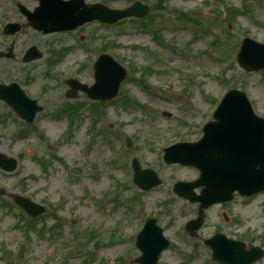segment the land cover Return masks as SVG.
Instances as JSON below:
<instances>
[{"label": "rangeland", "instance_id": "rangeland-1", "mask_svg": "<svg viewBox=\"0 0 264 264\" xmlns=\"http://www.w3.org/2000/svg\"><path fill=\"white\" fill-rule=\"evenodd\" d=\"M139 1L147 5L157 3V0ZM18 2L24 6L37 4V0ZM166 2V9L156 8L152 11L150 8L149 13L155 19V27L161 28L164 36L166 46H159L147 31L137 30L129 23L108 29L93 22L70 33L49 36L35 35L28 30L15 38H8L2 35L1 30L6 22H14L11 19L18 20V17L9 8L14 7L10 0H0V51H5L11 45V40H14V53L17 57L16 63L0 60V83L15 79L9 74L16 75L18 71L22 72L18 78L23 81L26 71H31L36 79L32 80V87L28 88L29 94L34 98L41 97L47 103L46 111L36 124V129L43 134L41 138L34 128L30 130L34 132L27 138L14 143L11 134L17 128L11 123L7 127L0 126L3 138L1 150L8 157L16 158L19 165L14 174L0 173V188L7 192L0 201L9 202L5 197L23 192L36 202L60 209L59 215L63 219L60 241L54 243L47 228L42 239L34 233L29 239L25 238L22 232L11 229L16 222L13 217L0 211V264H14V259L18 257L16 253L20 254L24 247L23 264H62L64 254L72 253L70 249H76L78 257L70 258L63 264H122L115 258L123 251V247L91 255L90 248L94 241L89 243L87 234L91 227L96 226L99 238L104 232L116 228L129 235L131 227L128 224L132 223L129 219L133 221L135 213L139 211L143 216L151 211V215L158 218L164 227L166 237L171 240L172 249L163 253L160 264H207L206 251L192 247L193 243H199L194 239L189 240L183 230L184 224L195 216L196 206L176 199L170 192L175 182L194 180L198 172L179 165H165L161 151L176 142L198 141L202 126L211 120L213 109L230 89L244 91L252 110L264 119V71L247 74L235 64V54L243 38L264 43V0H222L224 4H218L216 0ZM92 3H106L112 9H124L129 5L127 0H86V4ZM212 7L222 11L226 7L246 9V14L235 19L229 29L228 22L224 21L225 16L220 19L209 14L208 10ZM178 11L186 12L206 24L208 35L202 34L204 36L194 41L195 28L174 20ZM80 37L84 39L82 42ZM31 45L37 46L44 56L38 62L24 65L19 60ZM103 45L107 46V53L126 71L128 65L153 70L145 79L148 87L153 89L152 95L141 91L128 74L129 77L119 88L117 98L102 110L104 117L96 126L103 129L105 125L116 132H123L125 139L134 138L132 147L127 150L129 157L141 162L142 169L156 170L163 181L160 188L136 207L134 214L125 205L134 196V191L120 187L129 175L131 177V173L113 160L112 131L104 129L110 132L112 145L104 134L98 139L93 137L92 114L86 95L78 93V98L74 100L84 107L81 118L75 121L72 128L69 118H51L65 103L74 102L67 101L64 96L69 90L64 84L65 80L74 78L83 85L94 84L92 66L100 54L98 49ZM63 47L69 48V53L49 69L46 61L52 56L50 51ZM46 69H49L53 78L45 76ZM45 87L47 91L43 92L42 88ZM125 98L142 104L146 109L140 110L134 104L127 109L123 108L120 103ZM96 106L101 108V105ZM164 111L172 114V118H163L160 113ZM119 149L120 160L126 163L128 155L125 144H120ZM27 152L34 155L31 157ZM35 159L48 163L47 170L42 172ZM71 168H78L82 174L74 177L70 174ZM119 187L121 190L117 191ZM113 199L119 202V207ZM228 211L232 216L234 214V229L221 222L216 207L208 212L206 225L199 235L207 237L214 230L220 229L228 233L235 231L243 236L249 225L255 233L251 236L254 238L252 244L264 249L263 197H257L246 206L236 202ZM48 216L39 226L45 228L54 224V219ZM73 219L77 223L76 231L69 235L68 227H71ZM77 244L79 246L73 248ZM6 250L11 256L4 259L3 252ZM183 255L193 260L186 263ZM130 259L128 255L124 261L129 263ZM258 264H264V258Z\"/></svg>", "mask_w": 264, "mask_h": 264}, {"label": "water", "instance_id": "water-1", "mask_svg": "<svg viewBox=\"0 0 264 264\" xmlns=\"http://www.w3.org/2000/svg\"><path fill=\"white\" fill-rule=\"evenodd\" d=\"M41 1L43 4L58 3L51 0L47 3L45 0ZM78 6V3L70 6L55 5L48 12V21L39 22L40 27L48 33L50 30L60 31L75 27L93 19L115 22L127 16H137L144 9L140 3L126 11L115 12L106 11L104 7L101 11L93 6L74 20L70 15L76 11L74 7ZM242 43L237 57L238 65L247 72L262 70L264 45L247 39ZM100 61H104V58ZM100 61L98 60L97 66H100ZM123 76H117L116 87ZM222 100L214 114L215 122L209 123L203 129L204 138L198 144L176 145L168 149L164 157L169 163L178 162L201 171L200 181L206 186V191L202 193L204 199L201 197L200 202L205 205L228 200L235 190L242 195L264 191V121L255 117L244 93L230 91ZM153 181L155 185L159 182L156 177ZM156 238L161 243L165 242L160 230ZM216 250L218 251L217 248ZM243 256L244 260L248 255ZM261 256L262 251L258 249L255 259H260Z\"/></svg>", "mask_w": 264, "mask_h": 264}, {"label": "flooded vegetation", "instance_id": "flooded-vegetation-1", "mask_svg": "<svg viewBox=\"0 0 264 264\" xmlns=\"http://www.w3.org/2000/svg\"><path fill=\"white\" fill-rule=\"evenodd\" d=\"M23 7H24V8H27L28 11H29V10H30V11H33V10L35 9V8H34V7H35L34 5H33V6H31V5H25V6H23ZM17 8H18V6H17ZM19 16H20L21 21L24 22L23 24H25V23H26V19L24 18V16L21 15V14H19ZM26 29L32 31L33 33H36L34 30H31V29H29L28 27L23 28L22 32L26 31ZM36 34H37V33H36ZM18 76H20V75L17 74V75H16V78H17ZM149 195H151V193H145V194H144V196H146V197L149 196ZM148 218H149V217H147V218H145V219H143L141 216L136 217V218L134 219V223H135V226H134V227H136L135 230H136V231L141 230V229H142V225L145 223V221H146ZM233 224H234V223L231 221V222H230V225H229V228L232 227ZM219 232L222 233V234H224V235H226L228 239H231V240L236 241V242H237V241H241V242H244L245 245H247V244H246V240H245L244 238H241V237L235 235L234 233H223V232L220 231V230H219ZM232 232H234V231H232ZM113 235H118V234L114 233ZM113 235H109V236H113ZM120 238L122 239L121 236H120ZM192 239H194V240L197 241V242H200V246L204 247V249H207L206 246L204 245V240H206L207 238H203V239H202V238L199 236V237L192 238ZM134 240H135V239H134ZM194 245H195V244H194ZM17 258L20 259L22 262L24 261V257L20 258V255H19Z\"/></svg>", "mask_w": 264, "mask_h": 264}]
</instances>
